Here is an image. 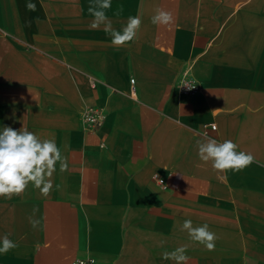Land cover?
I'll list each match as a JSON object with an SVG mask.
<instances>
[{"label":"crops","instance_id":"1","mask_svg":"<svg viewBox=\"0 0 264 264\" xmlns=\"http://www.w3.org/2000/svg\"><path fill=\"white\" fill-rule=\"evenodd\" d=\"M90 3L0 0V131L54 138L68 164L48 196L30 183L0 197V238L18 245L0 264H174L162 254L181 246L187 264H264V0H112L116 30L142 18L123 47L90 28ZM157 7L170 26L152 24ZM185 73L199 92L178 91ZM91 106L107 114L95 133ZM207 126L255 161L214 171L198 157ZM188 219L208 224L214 250L181 231Z\"/></svg>","mask_w":264,"mask_h":264},{"label":"clouds","instance_id":"2","mask_svg":"<svg viewBox=\"0 0 264 264\" xmlns=\"http://www.w3.org/2000/svg\"><path fill=\"white\" fill-rule=\"evenodd\" d=\"M111 8L112 0H91L87 9L89 15L93 17L90 28H102L110 35L111 46L123 47L137 38L142 18L138 15L129 16L122 30H116L113 27V20L108 16ZM26 9L34 12L36 4L28 2ZM122 12L123 6H120L115 15L119 17ZM151 22L157 26H170L174 22L173 14L157 7ZM196 143L199 159L205 163L210 162L217 173L239 172L255 161L251 153L238 151V144L232 140L218 142L205 134L203 139L197 140ZM58 163L61 172L67 170V159L62 155L54 138L41 139L24 126L19 130L4 126L0 131V197L11 199L13 196L22 195L30 183L39 189L42 195H50L53 189L51 178ZM37 211L38 209L34 208L33 216L29 217V223L34 229L40 223L34 218ZM181 231H186L192 241L203 245L207 250H214L218 237L209 229L208 224L193 226L192 221L188 219L183 222ZM9 235L5 234L0 238V254H6L18 247ZM161 243L163 244V241ZM35 247L39 250L41 245L37 243ZM186 252V246H181L171 252H164L162 258L172 260L174 264H187L189 257Z\"/></svg>","mask_w":264,"mask_h":264},{"label":"built area","instance_id":"3","mask_svg":"<svg viewBox=\"0 0 264 264\" xmlns=\"http://www.w3.org/2000/svg\"><path fill=\"white\" fill-rule=\"evenodd\" d=\"M131 91L135 92V79H131ZM92 84L95 85V81H92ZM177 89L179 92L183 94H195L200 91V85L188 78L187 73L183 75L182 80L178 83ZM107 118V114L104 108L91 106L88 107L82 116L83 126L86 132L95 133L99 130L105 123ZM209 130H216V126L205 127L204 134L208 135ZM104 147V144H102ZM157 179V177H156ZM160 184H163L164 181L162 179H158ZM162 181L163 183H161ZM72 264H96V260L94 258H79L72 262Z\"/></svg>","mask_w":264,"mask_h":264}]
</instances>
